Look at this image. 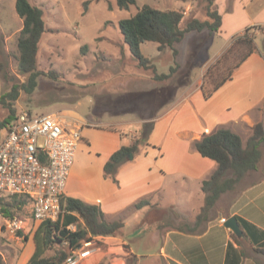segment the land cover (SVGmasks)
<instances>
[{
  "label": "rangeland",
  "instance_id": "1",
  "mask_svg": "<svg viewBox=\"0 0 264 264\" xmlns=\"http://www.w3.org/2000/svg\"><path fill=\"white\" fill-rule=\"evenodd\" d=\"M30 2L43 9L46 22V31L41 38L37 56V68L43 73L32 93L21 90L16 100L7 96L14 85L26 80V76L18 69V39L23 19L16 10V0H0V23L3 27L0 26V60L4 64L0 73V121L10 114L11 105L16 114L22 111L57 114L66 121L85 127L84 131L89 134L92 146L82 138L65 190L67 192V189L70 191L72 188L92 198L95 197L94 187L97 185L101 188L103 179L108 178L101 175L102 157L105 156L97 155L96 152V148L101 149L106 144L107 135L98 129L114 128L132 136L127 131L133 128L132 125H122L115 121L134 117L151 119L155 126L156 118L170 110L179 98L189 93L194 96L199 94L197 86L203 83L208 68L230 46L234 35L241 33L242 28L264 26V0H252L246 5L239 0H231L226 3L228 14H225L227 9L222 10L225 17L223 28L213 34L208 29L188 32L181 42L175 44L177 55L171 49L159 51L156 42H143L141 50L149 59L150 66L145 68L131 53L120 30V21L135 15L144 5H150L161 10L181 11L184 15L181 26L186 27L192 18L208 19V0H136L128 9L120 8L117 0ZM211 9L218 10L215 2ZM256 43L264 54V28L256 29ZM222 46L223 53L214 58ZM238 58H232L228 65H232ZM228 65L215 73L217 79L226 73ZM161 74L169 76L159 78ZM192 100L194 98L188 97L184 103L178 104L176 113L185 111L186 115V103L191 104ZM259 109L263 112L261 122L264 123V103ZM184 122L176 124L184 125ZM165 125H169V131H172V121H164L159 124L156 135L158 140L169 147L164 133L168 130L164 131L163 128ZM132 130L135 131V128ZM140 130L137 131V139L140 138ZM5 134L4 128L0 126V141ZM148 145L149 139L145 141L140 138L138 151ZM132 154L134 156L135 153ZM176 179V174H169L165 186L173 184ZM173 189L170 186L167 189L165 206L171 213H174L175 208L185 213L189 206L178 205V194ZM1 198L2 201L11 200L9 195ZM14 212L13 219L22 222L20 228L11 229L0 207V256L4 264H26L35 249L34 233L41 221L33 218L30 202L22 209L15 208ZM131 218L126 219L129 222L127 230L133 228ZM110 244L105 236H97L84 243L83 247L91 249L92 254L97 250L107 251V256L100 264H110ZM53 253L54 250L48 251V255ZM133 261L131 264H135Z\"/></svg>",
  "mask_w": 264,
  "mask_h": 264
},
{
  "label": "crops",
  "instance_id": "2",
  "mask_svg": "<svg viewBox=\"0 0 264 264\" xmlns=\"http://www.w3.org/2000/svg\"><path fill=\"white\" fill-rule=\"evenodd\" d=\"M230 1L215 0L222 15L221 29L225 21L222 10L227 9L225 14H228L226 3ZM239 1L246 5L252 0ZM0 26L3 28L1 23ZM223 49L224 46L217 50L214 58H218ZM201 85L197 86L200 89L197 96L189 93L178 97V102L170 110L156 118L149 138L150 145L139 148L133 160L127 157L118 168L117 182L102 178L101 188L94 187V198L72 188L67 192L65 190L64 195L99 204L107 221L124 222L121 234L105 236L111 242L110 264H131L133 259L135 264H264V253L259 250L264 249V157L257 169L246 173L233 190L223 193L214 207L202 213L205 202L202 183L218 165L213 159L202 156L195 147L197 140L221 127L237 132L246 144L254 125L263 120V112L259 109L264 103L262 50L258 48L235 71L233 78L210 98H205ZM188 97L194 100L191 104L186 103V115L185 111L176 113L177 105L184 103ZM183 120L184 125L176 124ZM151 121L146 117L115 121L132 125L133 128L127 130L132 136L114 128L98 129L107 135L106 144L101 149L96 148L97 155L105 156L101 162L102 176L110 156L122 146L132 145L138 137L137 131L145 122ZM164 121H172L173 125L172 131H169V125L163 126L164 131L168 130L164 133L169 147L156 135L159 124ZM134 128L135 131L132 130ZM84 129L82 138L92 146L91 138ZM261 147L264 151V142ZM171 173L176 174L178 179L166 187L167 176ZM169 186L174 187V192L178 194V205L189 206L185 213L176 208L171 213L165 206ZM141 200L148 203L135 207ZM230 216H237L240 226V219H243L254 227H250L247 233L241 226L244 236L238 237L222 222V218ZM127 218L132 219V230H127ZM70 227L74 229L76 226L72 224ZM105 256L107 251L97 250L80 264H100Z\"/></svg>",
  "mask_w": 264,
  "mask_h": 264
},
{
  "label": "trees",
  "instance_id": "3",
  "mask_svg": "<svg viewBox=\"0 0 264 264\" xmlns=\"http://www.w3.org/2000/svg\"><path fill=\"white\" fill-rule=\"evenodd\" d=\"M214 2L215 0H208V19L192 18L186 27L181 26L184 17L181 11L161 10L144 5L135 15L120 21V30L133 56L141 66L148 68L150 67L149 59L141 50L143 42H156L159 51L171 49L174 55H177L178 49L175 44L181 42L188 32L208 29L213 34L219 31L222 26V15L218 10L211 9ZM135 3L136 0H117L118 6L122 9H128ZM16 10L23 19V28L18 39L20 52L18 69L22 75L26 76V80L14 85L12 91L8 93L7 96L12 100L18 98L21 90L32 93L38 85V78L43 72L37 68V56L41 38L46 31L44 12L40 6L31 3L30 0H16ZM257 28H264V26L252 25L234 35L227 50L208 68L201 85L205 98H210L223 84L232 79L235 71L258 50ZM236 56H239L238 60L229 66L228 62ZM226 65L229 66L226 68V73L217 79L215 73ZM3 69L4 64L0 60V73ZM168 76L161 74L159 78ZM9 108L10 114L0 121L2 128L7 127L17 115L11 105ZM153 128V121L145 122L140 130V138L148 141ZM252 130L246 144H243L237 132L225 127L205 134L195 142L197 151L202 156L213 159L218 165L211 176L202 183V192L205 195L202 213L214 207L223 193L233 190L246 173L258 168L264 157L261 147L264 142V123H256ZM140 138L136 139L132 145L122 146L110 156L104 166L105 177L118 181L116 178L118 168L127 160L130 153L138 151ZM2 200L0 197L2 214L9 218L15 217V208L22 209L28 202L31 203L30 199L18 194L11 195L9 201ZM147 203V200H141L135 204V207L140 208ZM61 207L62 211L57 219H44L36 229L35 250L26 264H65L72 250L81 248L84 243L97 236L121 234L124 228L122 220L107 221L101 206L97 203H89L81 198L63 194ZM240 222L247 233L250 227H254L243 219H240ZM72 224L76 225L75 229L70 228ZM234 236L236 237L235 234ZM25 238L27 239L28 236ZM49 250H54V253L48 255ZM259 250L264 253V249ZM0 264H4L1 256Z\"/></svg>",
  "mask_w": 264,
  "mask_h": 264
},
{
  "label": "built area",
  "instance_id": "4",
  "mask_svg": "<svg viewBox=\"0 0 264 264\" xmlns=\"http://www.w3.org/2000/svg\"><path fill=\"white\" fill-rule=\"evenodd\" d=\"M0 141V197L30 199L36 220L57 219L61 196L82 140V127L57 114L22 111L4 128ZM11 229L22 220L5 217ZM226 218H222L225 222ZM91 254L81 247L71 251L65 264H79Z\"/></svg>",
  "mask_w": 264,
  "mask_h": 264
},
{
  "label": "water",
  "instance_id": "5",
  "mask_svg": "<svg viewBox=\"0 0 264 264\" xmlns=\"http://www.w3.org/2000/svg\"><path fill=\"white\" fill-rule=\"evenodd\" d=\"M128 158L132 159L133 154L130 153ZM224 224L226 227L230 228L238 237L244 236V232L240 226L237 216H230L229 218L226 219Z\"/></svg>",
  "mask_w": 264,
  "mask_h": 264
}]
</instances>
